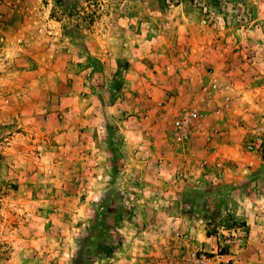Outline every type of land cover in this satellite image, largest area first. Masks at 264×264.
Wrapping results in <instances>:
<instances>
[{
  "label": "rangeland",
  "instance_id": "1",
  "mask_svg": "<svg viewBox=\"0 0 264 264\" xmlns=\"http://www.w3.org/2000/svg\"><path fill=\"white\" fill-rule=\"evenodd\" d=\"M260 125L264 0H0V264H264Z\"/></svg>",
  "mask_w": 264,
  "mask_h": 264
},
{
  "label": "built area",
  "instance_id": "2",
  "mask_svg": "<svg viewBox=\"0 0 264 264\" xmlns=\"http://www.w3.org/2000/svg\"><path fill=\"white\" fill-rule=\"evenodd\" d=\"M212 87L217 83L213 82ZM206 85L205 89H208ZM203 112L200 104L196 101L189 105L183 106L178 112L173 114L171 119L172 133L177 143H187L198 125H203ZM246 148L252 153L262 155L264 153V125L258 127V132L253 139L247 142Z\"/></svg>",
  "mask_w": 264,
  "mask_h": 264
},
{
  "label": "trees",
  "instance_id": "3",
  "mask_svg": "<svg viewBox=\"0 0 264 264\" xmlns=\"http://www.w3.org/2000/svg\"><path fill=\"white\" fill-rule=\"evenodd\" d=\"M100 246H103L102 244H100Z\"/></svg>",
  "mask_w": 264,
  "mask_h": 264
},
{
  "label": "crops",
  "instance_id": "4",
  "mask_svg": "<svg viewBox=\"0 0 264 264\" xmlns=\"http://www.w3.org/2000/svg\"><path fill=\"white\" fill-rule=\"evenodd\" d=\"M257 154V153H256ZM260 155V154H259Z\"/></svg>",
  "mask_w": 264,
  "mask_h": 264
}]
</instances>
